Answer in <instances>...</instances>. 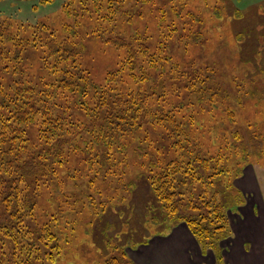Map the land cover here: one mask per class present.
I'll return each mask as SVG.
<instances>
[{
  "label": "trees",
  "instance_id": "trees-1",
  "mask_svg": "<svg viewBox=\"0 0 264 264\" xmlns=\"http://www.w3.org/2000/svg\"><path fill=\"white\" fill-rule=\"evenodd\" d=\"M92 2L93 9L82 6L81 10L99 22L92 33L101 37L105 33V42L124 53L117 69L99 85L82 66L78 20L64 24L61 32L41 23L32 27L31 37L21 34L27 31L25 25L16 32L8 20L0 22V236L18 227L27 242L20 238L22 243H16L21 248V253H15L17 260L0 251V264L53 262L60 254L59 236L47 223L38 244L32 242L28 248V239L34 240L35 235L29 230L24 207L36 208L40 187L63 188L73 179L69 173L76 158L84 162L91 185L118 178L126 185L129 145L137 137L147 144L143 170L166 215L176 224H187L205 255L212 250L221 258L220 242L230 236V228L227 211L216 202L219 190L209 195L206 214L189 215L190 209L198 207L195 196H202L196 194L200 181L212 187L224 175H241L228 158L227 163L222 158V165L215 164L208 149L200 145L201 129L191 127L196 124L195 119L191 121L194 113L198 116L206 110L212 118L221 105L225 123L235 118L231 95L223 87L226 83L217 81L221 70L210 65L181 70L168 53L167 42L152 46L148 31L129 34L123 30L133 19L125 16L127 11L119 13L123 0H109L106 12H101L102 1ZM71 4L70 0L64 6L68 15ZM102 23L108 28L101 30ZM181 89L190 97L188 104L195 106L190 118L183 101L187 94ZM232 132L228 127L226 137H232ZM233 136L239 138L237 133ZM240 143V151H246L243 136ZM225 146L239 150L235 141ZM203 153L208 158L202 160ZM202 170L209 175L205 177ZM15 235L19 237L20 232ZM39 249L45 251L44 259ZM118 260L114 258L113 263ZM117 263L136 264L124 254Z\"/></svg>",
  "mask_w": 264,
  "mask_h": 264
},
{
  "label": "rangeland",
  "instance_id": "rangeland-1",
  "mask_svg": "<svg viewBox=\"0 0 264 264\" xmlns=\"http://www.w3.org/2000/svg\"><path fill=\"white\" fill-rule=\"evenodd\" d=\"M69 1L0 0V22L8 20L16 32L21 25H25L27 31L21 34L31 37L32 27L41 23L61 32L64 24H73L78 20L83 44L82 66L96 85L102 84L106 76L117 69L124 53L105 42V33L103 38L92 33L99 28V22L84 16L81 11L82 6L93 9L92 0H71V15L64 10L65 3ZM99 1H102L101 12H106L109 0ZM123 2L119 13L127 11L125 16H133L123 30L129 34L148 31L152 46L158 41L167 42V51L181 70L210 65L217 69L219 67L222 72L218 74L217 81L226 83L227 87H223L228 88L231 95L229 105L235 109L232 120L225 123L223 105L212 118L206 110L191 117L195 106L191 102L188 104L190 97L186 91L181 89V93L187 94L183 101L189 108L187 114L192 119L189 121L196 120L191 127L195 129L198 125L201 129L200 145L208 149L213 162L222 165V158L223 163L230 159L235 170H241L240 176L234 174L228 178L224 175L216 179L212 187L200 181L196 194L202 193V196H195L193 202L198 207L190 209L189 215L206 214L209 195L219 190L216 202H220L227 211L230 236L220 242L221 258H217L212 250L205 255L187 224H176L173 218L166 215L143 170L145 160L142 154L147 144L137 137L129 145L128 173L124 178L126 185L119 178L108 184L100 179L91 185L89 177H86L88 171L84 168V162L81 164L76 158L71 163L69 173L70 177H74L68 179L63 188L40 187L39 194L36 193V208L27 211L24 207V214H28L25 219L29 230L35 235V241L28 239V248L32 242L38 244L37 240L45 230L44 225L48 223L59 236L60 254L53 262L45 260L46 264H118L123 254L126 260L133 261L130 251L140 245L149 246L150 240L166 234L164 238L168 239V243L164 247L160 243L152 248L155 260L167 264H186L189 257V264L198 263L199 258L204 264H248L245 251L251 245H245L239 236L236 237L230 215H241L240 211L250 203L255 217L261 215V207L264 212V0ZM107 28L108 25L102 23L101 30ZM228 127L230 132L233 131L229 138L226 137ZM155 133H159L158 138H161L160 132ZM236 133L238 139L233 136ZM241 136L248 144L246 151L239 149ZM230 141H235L239 149L237 152L229 151L225 146ZM202 157L203 160L207 155L203 153ZM74 168L75 171H72ZM245 170L250 171L249 180H245ZM202 172L205 177L209 175ZM238 179L245 180L246 192L238 187ZM204 191L207 193L204 194ZM22 230L17 227L14 230L10 228L7 233L2 232L0 237L4 241L0 243V251H6L14 258L18 250L21 253L18 245L22 243L20 238L27 244ZM15 231L20 232L19 237H16ZM43 250H38L41 259H44ZM114 258L119 260L113 263Z\"/></svg>",
  "mask_w": 264,
  "mask_h": 264
},
{
  "label": "crops",
  "instance_id": "crops-1",
  "mask_svg": "<svg viewBox=\"0 0 264 264\" xmlns=\"http://www.w3.org/2000/svg\"><path fill=\"white\" fill-rule=\"evenodd\" d=\"M249 170H245V180H249L248 174ZM242 179H238V187L245 191L244 181ZM246 192V191H245ZM241 215L234 214L230 215V223L233 227L234 232H236V237L239 236L241 242H244L245 245H251V248H247V263L248 264H264V212L263 207L260 209L261 215L259 217H255L253 206H245L243 211H240ZM243 217V218H242ZM184 225V224H181ZM186 226V225H185ZM187 227V226H186ZM164 236H157L150 240L149 246L140 245L137 249H134L129 252L131 259L136 264H167L165 261H160L153 259L152 248L156 244H162L164 247L168 243V239L164 238ZM165 243V244H164ZM164 244V245H163ZM152 253V255H151ZM212 258V257H211ZM214 261V258L212 259ZM229 259H227L228 261ZM189 257L187 259V263L189 264ZM230 261V260H229ZM196 264H204L202 260L199 258V262ZM213 264H215L213 262Z\"/></svg>",
  "mask_w": 264,
  "mask_h": 264
}]
</instances>
